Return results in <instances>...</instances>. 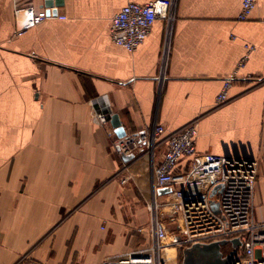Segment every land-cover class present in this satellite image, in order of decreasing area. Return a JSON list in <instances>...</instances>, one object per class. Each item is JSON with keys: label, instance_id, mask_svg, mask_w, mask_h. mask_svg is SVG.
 Wrapping results in <instances>:
<instances>
[{"label": "crops", "instance_id": "1", "mask_svg": "<svg viewBox=\"0 0 264 264\" xmlns=\"http://www.w3.org/2000/svg\"><path fill=\"white\" fill-rule=\"evenodd\" d=\"M149 1L64 0V19L36 23L44 0H0V264L26 253L44 264L93 263L152 237L147 203L167 196L153 170L164 139L154 158L143 150L125 161L111 120H94L105 100L127 136L194 121L199 152L255 159V216L264 221V0L245 20L243 0H176L172 22L157 20L137 49L114 43V15ZM188 167L183 159L178 172ZM208 179L197 176L187 193L204 192Z\"/></svg>", "mask_w": 264, "mask_h": 264}, {"label": "built area", "instance_id": "2", "mask_svg": "<svg viewBox=\"0 0 264 264\" xmlns=\"http://www.w3.org/2000/svg\"><path fill=\"white\" fill-rule=\"evenodd\" d=\"M256 0H243L239 19L248 18ZM176 0H151L146 3L129 2L112 18L110 35L114 43L129 51L137 49L148 37L154 23L162 19L168 24L174 19ZM60 17L52 10H39L34 22ZM169 43L164 46L163 65L168 58ZM246 59V58H245ZM245 59L239 62L241 66ZM165 76H158L162 86ZM232 78L227 79L217 104L227 102V92ZM106 99V97H104ZM110 104L96 107L94 120L100 125L108 124L113 115ZM111 131V130H110ZM111 134L113 131L110 132ZM197 124L190 122L181 129L166 134L163 124H156L149 132L135 136L116 137L114 146L122 155L136 154L145 150L152 158L156 148L165 143L161 159L154 165L155 188L171 187L165 199L155 197L147 206L152 212V237L143 244L115 256L84 264H183L181 250L184 246L224 240L238 242V250L225 264H264V221L255 216V192L258 164L253 158L210 155L197 150ZM188 159L185 173L178 172V165ZM218 167L217 178L210 177L204 192L190 195L187 188L205 169ZM209 177V176H208ZM124 177L122 182H127ZM218 187L216 196L213 190ZM160 212H166L176 225L171 230ZM139 231H143L140 227ZM15 264H44L34 260L30 254L22 255Z\"/></svg>", "mask_w": 264, "mask_h": 264}, {"label": "rangeland", "instance_id": "3", "mask_svg": "<svg viewBox=\"0 0 264 264\" xmlns=\"http://www.w3.org/2000/svg\"><path fill=\"white\" fill-rule=\"evenodd\" d=\"M220 174V170L218 167H213L210 170H203L201 172V176L203 177V181H207L208 176L211 177L212 179L217 178ZM209 180V179H208ZM170 223V229L175 230L176 225L174 224L172 218L169 219ZM169 225V224H168ZM218 244L216 247H210L211 245ZM210 247V248H207ZM237 247V244L235 240H231V242H228L227 239L224 240H212L208 242H203V243H193L188 246H184V248L181 250V256L183 255V252L187 249H191L192 251V259L195 260L196 258H204V257H212L213 255L215 256H220L222 260H227L232 257L233 251ZM238 250V247L236 248ZM184 257V256H183ZM79 264V263H78Z\"/></svg>", "mask_w": 264, "mask_h": 264}, {"label": "water", "instance_id": "4", "mask_svg": "<svg viewBox=\"0 0 264 264\" xmlns=\"http://www.w3.org/2000/svg\"><path fill=\"white\" fill-rule=\"evenodd\" d=\"M64 3V0H44V3H43V7L46 8L49 12V10H52V13L54 15H57L58 14V10L57 8L62 6ZM111 123L115 129V132L117 134L118 137H124L127 135L126 133V130L124 128V126L122 125L121 123V120L119 118V115L117 113H113L112 117H111ZM133 154H130V155H124L123 156V159L125 161H129L133 158ZM218 189V187H216L214 190H213V194L215 193V191ZM157 192L160 194V195H165V194H168L170 192H172V189L171 187H162V188H159L157 189ZM236 244H238L237 241H235ZM218 246V244H214V245H211L210 247H216ZM207 246V248H210ZM183 264H225L227 260H222L220 256H215L213 255L212 257H204V258H196L195 260H193L191 257H192V251L191 249H187L183 252Z\"/></svg>", "mask_w": 264, "mask_h": 264}]
</instances>
